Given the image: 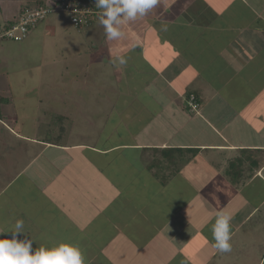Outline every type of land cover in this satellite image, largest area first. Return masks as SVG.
<instances>
[{
  "label": "crops",
  "instance_id": "crops-1",
  "mask_svg": "<svg viewBox=\"0 0 264 264\" xmlns=\"http://www.w3.org/2000/svg\"><path fill=\"white\" fill-rule=\"evenodd\" d=\"M23 1L0 0L4 22L38 3ZM94 2L102 15L80 38L108 82L92 88L105 112L74 141L20 136L0 119L32 147L20 166L2 143L0 239L22 219L33 252L71 243L84 264H264V0H159L144 16L118 14L113 38ZM221 212L227 253L213 246Z\"/></svg>",
  "mask_w": 264,
  "mask_h": 264
},
{
  "label": "rangeland",
  "instance_id": "rangeland-1",
  "mask_svg": "<svg viewBox=\"0 0 264 264\" xmlns=\"http://www.w3.org/2000/svg\"><path fill=\"white\" fill-rule=\"evenodd\" d=\"M91 1L95 3V0ZM24 3L25 1L22 4ZM16 8L15 5L13 9ZM2 23L4 21L0 14V28L3 27ZM41 24L53 26L58 31L57 34L53 37L45 36L41 33L42 29L37 28L20 42L0 39L1 113L3 112L4 115L3 120L11 121L10 127L14 129V134L18 133L20 136L34 134V137L38 139L47 138L54 142H58L56 141L58 138L74 141V131L82 132L87 128L92 129L94 123L92 121L91 124L90 119L96 115L102 116L105 112L99 111V114L95 105L92 104L95 103L92 102L95 98H93L92 88L108 82L97 79L96 69L99 67L92 60H97L98 54L83 52L90 45H84L81 38L86 34L85 41L92 40L90 27L82 30L74 29L67 16L61 13L49 15ZM65 41V44L73 41L69 43L71 53L68 55V50L64 53L68 61L59 59ZM83 62L86 63L83 64ZM109 96L113 97V94L109 93ZM11 111L13 115H9ZM6 124L9 123L6 122ZM70 125L73 127L67 128ZM104 128V126L101 127L102 132H106ZM12 135L0 125V152L2 143L8 146L11 142L14 143L15 155L25 156L23 159L15 158V161L16 159L19 161L18 165L22 166L28 156V150L30 153L32 147L24 140L17 141ZM28 197V195L24 196L22 207L30 214L32 199ZM60 200L64 203L63 199Z\"/></svg>",
  "mask_w": 264,
  "mask_h": 264
},
{
  "label": "clouds",
  "instance_id": "clouds-1",
  "mask_svg": "<svg viewBox=\"0 0 264 264\" xmlns=\"http://www.w3.org/2000/svg\"><path fill=\"white\" fill-rule=\"evenodd\" d=\"M158 3L159 0H98L97 6L106 8L104 16L107 18L102 23L106 27L109 38H113L121 35L113 27V21L120 23L117 20L118 14L124 13L127 18L135 19L137 14L140 16L146 15ZM123 63L124 60L122 59L121 64ZM231 219L232 217L226 213L217 214L213 228L215 240L213 246L221 253H227L232 250L230 243L232 238ZM22 225H24L22 219L16 220L11 230L12 238L0 239V264H84L81 250L78 246L71 243H60L53 248L41 246L33 252L32 240L22 241L18 239L19 234L22 233ZM4 234L5 232L0 230V236Z\"/></svg>",
  "mask_w": 264,
  "mask_h": 264
},
{
  "label": "built area",
  "instance_id": "built-area-1",
  "mask_svg": "<svg viewBox=\"0 0 264 264\" xmlns=\"http://www.w3.org/2000/svg\"><path fill=\"white\" fill-rule=\"evenodd\" d=\"M53 13L65 14L70 24L79 30L89 27L98 14L81 0H47L42 5L24 7L12 27L4 32V36L11 41L20 42ZM187 103L192 110L196 109L197 104L193 96L189 97Z\"/></svg>",
  "mask_w": 264,
  "mask_h": 264
},
{
  "label": "trees",
  "instance_id": "trees-1",
  "mask_svg": "<svg viewBox=\"0 0 264 264\" xmlns=\"http://www.w3.org/2000/svg\"><path fill=\"white\" fill-rule=\"evenodd\" d=\"M82 2H84L85 4H87L88 6H89V8H91L92 10H94L95 12H97L98 13V11L99 10H97V8H96V6H95V4L94 3H92V1L91 0H81ZM44 3V0H40L38 3H36L35 5H42ZM34 5V6H35ZM25 7H27V6H25ZM32 7V6H31ZM22 9H24V7L22 8ZM21 9V10H22ZM20 10V11H21ZM19 14V13H18ZM101 15L102 14H97L94 18H93V20L95 19V18H99V17H101ZM18 16V15H17ZM17 18V17H16ZM16 20V19H15ZM15 21H8V22H4V23H2V26L3 27H1L0 29H1V31H0V39H5V40H9V39H7L5 36H4V32L6 31V30H8L9 28H11L12 27V25H13V23H14ZM92 23H93V21L91 22V25H92ZM90 25V26H91ZM72 26V25H71ZM89 26V27H90ZM73 27V26H72ZM89 27H87V28H89ZM74 28V27H73ZM75 29V28H74ZM86 29V28H85ZM11 41V40H10ZM1 100V99H0ZM0 103H2V102H0ZM4 118V115H3V112L1 113V108H0V119H3Z\"/></svg>",
  "mask_w": 264,
  "mask_h": 264
}]
</instances>
